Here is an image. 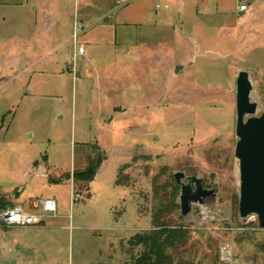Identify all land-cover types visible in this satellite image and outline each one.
Segmentation results:
<instances>
[{"label": "rangeland", "instance_id": "1", "mask_svg": "<svg viewBox=\"0 0 264 264\" xmlns=\"http://www.w3.org/2000/svg\"><path fill=\"white\" fill-rule=\"evenodd\" d=\"M36 1L0 0V200L13 207L15 195L26 208L54 200L57 211L36 227L0 225V264H121L131 239L151 228L138 208L152 221L158 216L189 231L187 244L175 250L181 262L226 264L222 248L229 243L234 264H264V229L256 217H240L235 156L241 72L253 83L255 116L264 114V0H186L185 9L182 0H166L169 8L158 11L156 0H91L90 14H117L118 24L143 5L152 11L158 25L149 36L160 56L153 66L144 63L147 72L138 70L141 57L125 60L132 49L123 46L135 33L119 29L116 37L117 25L103 26L104 16L85 31L90 71L84 66L77 81L30 72L36 58L15 38L40 23ZM59 4L62 35L81 43L84 34L73 30L78 3ZM242 4L248 11L238 14ZM99 156L105 160L97 180L75 184L74 174L95 167ZM46 171L66 173L54 174L55 183ZM177 173L215 191L206 202L208 219L201 204L181 215ZM6 209L0 205V214Z\"/></svg>", "mask_w": 264, "mask_h": 264}, {"label": "crops", "instance_id": "2", "mask_svg": "<svg viewBox=\"0 0 264 264\" xmlns=\"http://www.w3.org/2000/svg\"><path fill=\"white\" fill-rule=\"evenodd\" d=\"M61 1L62 0H53L52 2H49V0H37L36 4L38 5L35 7V14L38 13V9L39 10L41 9L40 23L36 22L35 25H32V23H30L31 31L30 32L28 31L24 35H19L15 38L17 42L21 43L20 47H25L24 50L26 51V53L30 55L31 58H36V61H35L36 68L33 67V69L30 71L31 73H35L36 76L38 72L43 74V76L48 75V74L54 75V74L59 73L60 75H63V76L64 74H67V76L71 75V77L73 78V81H77L78 78H80L82 75L81 74L82 72L80 71L82 70L84 71L83 67L86 66L85 62H86L87 56H86L85 46L87 45L86 44L87 41H84L86 39L85 31L88 30V28L93 22L98 21L99 23H101L100 22L101 18L104 16L106 18H104L105 21H103L104 23L103 26L108 27V26H114L115 24L117 25V36L116 37H118L119 29L122 30L121 31L122 34H125V33L129 34L128 31H131V29H132V32L135 33V39H133L132 41H130L131 39L127 40L126 38H124L126 41L124 40L125 44L123 46L129 49L130 48L132 49L128 51L127 53L128 55L125 57V60L135 59L134 58L135 55L137 58L141 57V61H143V65H142V69L139 67L140 65H138L137 66L138 70H142L144 73L147 72V69L145 68L144 63L146 62L153 66L155 57L157 56V54L158 56H160L159 51L157 53V49L159 47H157V44H155V42L152 41L149 36L152 34V32H154V29L155 31L157 29V25H158L157 18L154 17L153 12L152 11L150 12L144 5L141 8L134 11V13H131L132 16L130 18H127V17L124 18L123 16V18L121 19V24H118L116 22L119 21L120 18L117 17V14L110 13L111 15L108 17V13L106 14L103 13L101 15H104V16L96 18V16H93V14H90V10H89L90 7H86L88 2H90L91 0H76V3H78L79 7H78V10H76L75 16L73 17V30L75 32V29L80 28L81 30L80 33H83L84 35L82 37V40L81 41L79 40L81 43H79L78 40H75L76 43L75 42L71 43L70 42L71 40L69 41V39H67L66 37L62 35L63 31L61 29L63 28V26L61 23L58 22V17L60 15V8H59L60 4L59 3ZM109 1L110 3H112V0H109ZM196 1H199V0H196ZM46 3L48 5L47 7H46ZM154 3L156 5V2ZM165 3H166V0H165ZM185 3H186V0H182V6H183L182 9H185ZM114 4L120 5L121 4L120 0H115ZM55 6H57L56 7L57 9L55 8ZM241 17L242 16H240V18ZM242 20H243V17H242ZM68 22L70 23L71 19H69ZM174 23L178 24L179 22L175 20ZM226 31H227L226 29H223V33H225ZM71 44H74L72 45L74 46V51L76 48H78V50L81 47L84 49V55L77 57L78 60L79 59L82 60L81 66L77 68H76L77 60L74 63L73 55L71 56L72 58L68 60L69 55L74 54V51L72 50L70 46ZM117 44H120L119 40L116 42V45ZM159 46L162 48L163 42L159 43ZM220 47H224V44H221ZM37 49H39V53H42L41 55H37L36 53ZM11 53H15V50H12ZM164 54H165V51H164ZM164 57L166 56L164 55ZM72 61H73V65L70 63ZM85 71L86 72L90 71V69H88V66H86ZM26 72L30 73L29 71H26ZM147 86H149V84H147ZM140 105H145V104L144 102H141ZM46 172H47V177L50 178V180L52 177H56V176L60 179L61 175L63 173H66V172H63V173H60L61 175L60 174L57 175L58 172H51V171H46ZM54 174L56 176H54ZM98 177H99V174H98ZM72 185L74 187L75 184H72ZM12 198H13V200L11 199L12 202L15 203L14 206H22L25 208V210L29 212H33L35 210L36 203H33L32 205L30 204L29 208H26L24 206V203L26 201L22 203L15 195ZM137 207H138V204H137ZM138 209H137V215L140 218V220L143 218H146L147 216L150 218L149 220H151V228L150 229L145 228V230L141 229L139 233L137 234H140L143 232H149L153 230L154 229L153 221L150 215L149 214L146 215L144 213L141 214L139 213ZM124 212H126L125 209L120 213L121 217H122V213ZM51 219H55V218H51ZM13 228H16V227H13ZM0 229H2V227H0ZM129 247H130L129 251L125 248L126 252L129 254V257L127 258L128 260L121 261V264H134L132 260L133 256H138L140 254L139 247L137 248H132L131 246ZM122 252H124L123 249H122ZM23 264H38V263L25 262ZM79 264H84V263L82 260H80Z\"/></svg>", "mask_w": 264, "mask_h": 264}, {"label": "water", "instance_id": "3", "mask_svg": "<svg viewBox=\"0 0 264 264\" xmlns=\"http://www.w3.org/2000/svg\"><path fill=\"white\" fill-rule=\"evenodd\" d=\"M253 91L250 74L241 72L236 85V136L239 141L235 149L240 171L239 213L242 219L256 217L260 229H264V114L255 116L258 104L251 100ZM247 116L250 117L245 120ZM98 174L99 170L91 182ZM174 178L181 187L183 217L191 214L193 205H204L209 198L216 197L214 190L204 188L202 179L187 178L184 173H177Z\"/></svg>", "mask_w": 264, "mask_h": 264}, {"label": "trees", "instance_id": "4", "mask_svg": "<svg viewBox=\"0 0 264 264\" xmlns=\"http://www.w3.org/2000/svg\"><path fill=\"white\" fill-rule=\"evenodd\" d=\"M97 164L90 166L85 172H76L74 174V182L90 183L95 173L99 170L100 165L105 160L98 157ZM52 179V178H51ZM51 182L56 181L54 179ZM0 205L3 209L12 208L6 199L0 200ZM173 208H178V205L173 204ZM6 209V210H7ZM154 229L149 232H143L134 236L130 241L132 248H140V254L133 256L134 264H187L181 262L176 256L175 250L184 246L189 241V231L184 227H170L166 223H162L158 216L153 220Z\"/></svg>", "mask_w": 264, "mask_h": 264}, {"label": "built area", "instance_id": "5", "mask_svg": "<svg viewBox=\"0 0 264 264\" xmlns=\"http://www.w3.org/2000/svg\"><path fill=\"white\" fill-rule=\"evenodd\" d=\"M133 0H120L123 5H128ZM156 10L168 9L165 0L156 1ZM248 11L246 5H240L239 14H244ZM242 20V17H241ZM81 30H78L80 32ZM76 43V42H75ZM84 55V49L81 47L74 56V63L78 56ZM57 205L54 200H41L36 202L35 210L29 212L22 206H14L3 211L0 214V225L16 228H29L42 225L46 220L56 218ZM202 217L208 219L211 214L209 204H204L201 210ZM222 261L226 264H234V248L229 243L222 248Z\"/></svg>", "mask_w": 264, "mask_h": 264}]
</instances>
